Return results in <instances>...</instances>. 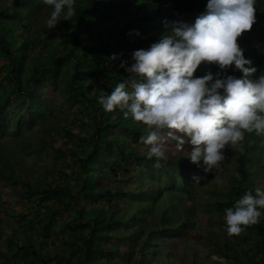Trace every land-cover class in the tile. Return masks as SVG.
Instances as JSON below:
<instances>
[{
	"label": "trees",
	"instance_id": "1",
	"mask_svg": "<svg viewBox=\"0 0 264 264\" xmlns=\"http://www.w3.org/2000/svg\"><path fill=\"white\" fill-rule=\"evenodd\" d=\"M206 3L207 0H76L72 17L64 19L61 13L55 27L48 29L46 21L53 8L43 0H0V54L3 53L0 134L5 126L2 114L7 102L27 110L33 101L48 93L49 85L61 89L67 103L79 105L73 111V120L79 127L87 124L83 127L85 133L82 129L73 133L71 129L65 130L68 135L65 143L71 134L77 139L72 141L78 144L66 146L73 157L70 172L66 173L67 178L71 176L69 182L61 183L47 176V183L44 180L42 185L33 186L27 178L21 177V166L14 170L19 164L8 160L0 141V179L5 183H21L26 194L36 193L37 207H42L33 212L28 228L38 225V229L44 228L47 235L62 213L54 205L62 203L67 211L69 222L65 226L71 229L67 236L61 237L69 240L72 247L62 254L54 253L53 257L59 263L115 264L113 239H117L127 249L125 254L129 263L126 264H153V261L162 264L166 261L163 244L167 236L181 233L187 225L195 223L189 206L179 205L178 187L175 185L173 193L166 194L164 190L172 181L160 184L156 180L162 171V175L169 173L167 165L177 168L172 177L178 175V180L185 179L188 174V179L193 180L198 171H203L185 156L193 146L185 142L179 151L175 141L168 140L165 158L158 162L155 157L147 158V146L139 147L142 142L139 137L147 135V126L134 121L131 116L125 118L119 108L106 112L99 99L101 95L110 94L117 83L127 82L135 75L119 67L120 61L125 60L130 66L134 62L131 59L134 50L147 49L167 34L171 24L165 27L162 21L183 19L191 22L205 11ZM255 7L256 21L237 38L244 48L243 55L257 68L252 78L264 75V0H258ZM133 29L140 34H130ZM113 53L121 55L113 60L110 59ZM208 70L215 73L218 68L215 64L202 62L194 76H202ZM226 74L242 75L239 70L233 72L231 67ZM51 144L50 141L47 143ZM242 149L241 146L224 149L231 170L224 198L217 200L224 209L233 206L245 191L264 188V163L261 160L264 135L245 133ZM52 165L56 167V163ZM131 170L133 174H130ZM127 173L132 182L127 186L118 184ZM203 192L212 193V187L205 185ZM129 194H137L139 201L131 213L125 215L113 201L114 197L127 199ZM261 211L259 222L243 230L256 234L253 246L237 250L235 243L221 242L219 235L210 230L206 231V241L219 254L230 253L239 264H264V209ZM224 214L219 207L216 220L219 225H225L221 220ZM133 220L136 224L132 227L130 222ZM243 231L238 236L242 237ZM10 240L15 246L13 253L22 249V254L45 261L44 254L37 250L43 247V241L35 243L31 236L24 237L21 243L16 236ZM134 246L137 254L131 259ZM31 259L24 255V262L20 264H29ZM186 264L221 263L211 256L197 258L193 253Z\"/></svg>",
	"mask_w": 264,
	"mask_h": 264
},
{
	"label": "clouds",
	"instance_id": "2",
	"mask_svg": "<svg viewBox=\"0 0 264 264\" xmlns=\"http://www.w3.org/2000/svg\"><path fill=\"white\" fill-rule=\"evenodd\" d=\"M258 0H207L205 11L191 22L178 19L167 34L147 49L132 52L129 66L119 67L135 74L119 82L110 94L101 95L103 109L119 108L123 116L147 126V135L139 140L147 146V158L166 157L168 140L182 151L185 142L192 145L187 156L204 173L221 169L225 147L241 146L245 133L264 135V75L252 78L256 66L246 58L237 38L256 21ZM53 10L46 26L52 29L62 18L70 19L76 0H43ZM59 18V19H58ZM139 35L138 30H130ZM119 53H113L115 60ZM215 64L194 76L201 63ZM248 65V66H246ZM231 67L242 75L226 74ZM238 175V174H237ZM199 175L193 176L200 183ZM264 209V188L245 191L233 206L224 209L228 236L239 235L245 227L256 224Z\"/></svg>",
	"mask_w": 264,
	"mask_h": 264
},
{
	"label": "rangeland",
	"instance_id": "3",
	"mask_svg": "<svg viewBox=\"0 0 264 264\" xmlns=\"http://www.w3.org/2000/svg\"><path fill=\"white\" fill-rule=\"evenodd\" d=\"M2 54H0V64L3 60ZM47 91L46 95H41L39 100L33 101L31 103L32 107L27 110L23 109L22 106L18 109L16 105L8 101L2 114V118L5 117L3 119L5 126L3 131H1L0 141L4 146V154L10 162L19 164L18 167L14 168L15 171L20 166L23 172L27 170L25 173H21V177L27 178L33 186L42 185L44 180L47 183V176L61 183L69 182L71 176L67 178L66 173L70 172V163L73 157L66 146L76 147L78 144L72 141L77 139L73 138L71 134L68 143H65L68 136L65 130L71 129V133H73L78 129H82L85 133L83 127L86 128L87 125L79 127V123L73 120V111L79 105L67 103L61 89L49 85ZM49 141L52 142L51 146L47 145ZM139 145L140 148L145 146L143 142ZM53 147L64 150H61V152L55 151ZM261 160L264 163V153ZM137 162L140 168L143 169L141 163ZM52 163H56V167ZM229 165L230 163L225 153V160L216 174H206L203 171H198L197 175L202 177L198 184L194 183L192 179H188L190 177L189 174L183 180H178V175L173 178L172 176L176 174L177 168L171 165H167L169 173L162 175V171L161 174H157L156 180L160 184H164L167 180L172 181L168 185L167 190H164V193L172 194L174 186L178 187L179 205H188L195 219V223L187 225L183 232L167 236L163 244L166 261L162 264H186L188 256L193 253L197 258L211 256V258L218 260L221 264L230 262L239 264L238 261L230 257V253L223 256L216 251L212 244L206 241L205 236L208 230L215 233V235H219L221 242L225 240L229 244L235 243L234 246H236L237 250L253 246L257 239L254 232L243 231L242 237L238 235L237 238L235 235L230 237L226 234L225 225L216 223L219 207L224 210L223 205L217 200L218 198H224V192L229 185L231 173ZM151 166L153 167V165ZM133 173L131 170L130 174ZM147 174L145 176H148ZM40 176L44 179L42 180ZM119 176L121 177V174ZM175 180H178V182H175ZM131 182L132 178L128 177L127 173L124 175L123 181L118 182V184L127 186ZM205 185L212 187V193L203 192ZM187 191H189V194ZM36 196V193L26 194L21 183H5L0 179V264L23 263L24 255L29 259L33 258L29 264H62L63 262L59 263L54 259V253L57 251L62 254L71 249L72 245L69 240L62 239L65 235L67 236L71 229L70 226V228L65 226L68 225L69 221L67 220L69 217L66 216L67 211L62 203L54 205V208L58 209L59 213H62L57 218V223L49 228L47 235L44 233L46 232L44 228L38 229V225H35L33 229L28 228L27 223L33 212L42 208L40 206L37 207L38 200ZM128 197L127 199L126 197H114L113 201L118 204L125 215L130 214L135 208V204L139 201L137 194H129ZM224 215L221 220L225 224ZM130 224L133 227L136 222L133 220ZM12 236H16L19 243L23 242L24 237L28 236H31L35 243L43 241V247L37 250L44 254L45 261L41 262L30 254H22L24 252L22 249H17L18 252L13 253L15 246L10 240ZM243 236L248 237L243 238ZM113 241L115 247H113L114 263H129L128 256L125 254L127 250L125 245L120 240L113 239ZM132 252L134 254L131 259L136 257V246L133 247ZM248 256H246V259L249 258Z\"/></svg>",
	"mask_w": 264,
	"mask_h": 264
}]
</instances>
